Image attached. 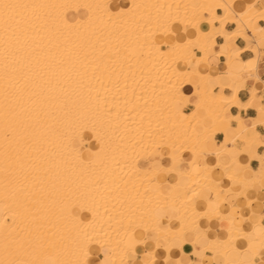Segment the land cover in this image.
<instances>
[{"label":"bare ground","instance_id":"1","mask_svg":"<svg viewBox=\"0 0 264 264\" xmlns=\"http://www.w3.org/2000/svg\"><path fill=\"white\" fill-rule=\"evenodd\" d=\"M260 21L264 0H0V264H155L160 241L168 264L173 240L194 252L202 238L203 260L254 264L264 224L246 230L234 212L254 215L247 192L264 167L244 177L237 157L264 140L229 110L254 106L264 126L257 90L236 97L259 80ZM237 39L254 54L239 73ZM211 55L225 59L229 96L199 69ZM220 221L225 238L195 234Z\"/></svg>","mask_w":264,"mask_h":264},{"label":"crops","instance_id":"2","mask_svg":"<svg viewBox=\"0 0 264 264\" xmlns=\"http://www.w3.org/2000/svg\"><path fill=\"white\" fill-rule=\"evenodd\" d=\"M258 25L260 27L264 28V21H260L258 23ZM234 27L235 26H233V25H228L227 30H229V31L233 30ZM216 42L218 44L223 43L222 39H219V38L216 40ZM235 44L239 49L242 50L240 56L233 61V70L235 72L239 73L241 71V63L253 61L254 60V54L249 49H245L246 42L243 41L242 39H237L235 41ZM257 52L259 54L257 57L258 59H256V63H258V64H256V71H257V74H258L260 81L256 80V79H247L246 82L244 83V87L238 88V92L236 93V97L238 98V100L241 103H245V102L249 101V98H250L249 91L252 88L257 90L256 99L259 102V104H261V102H264V99L261 98V95H264V83H262V82H264V47H259ZM196 54H197V56H199L198 53H196ZM224 63H225V59L223 57H217L216 55H211L209 60H208V65L207 66L201 65L199 67V69L202 72V74H208L212 78H214L211 81L212 89L214 92H218L219 88L221 86V87H224L223 93L229 96V95H231L230 89H228L229 81L226 78L220 76V74H223L226 71V63L225 64ZM189 66H190V68L197 67V65L194 61H190ZM181 68L184 69V68H186V66L181 65ZM220 78H221V80H220ZM189 103H190V105L184 110L185 113H189L193 109V107L198 104V100L195 97H190ZM229 115L232 117L239 116L243 120V124L246 127L253 129V133L256 137L264 140V126L259 125V124L254 125V121H256V119H257V113H256L254 106H251L246 111H240L236 107H231L229 110ZM231 124H232V130H234L233 128L236 125V122L233 121ZM228 135L230 137H232L233 132L228 133ZM213 140L217 143L223 142L224 141V134L221 132H216ZM236 144L238 146H240L239 143H236ZM208 145L211 147L213 146L212 143H208ZM232 155H236V151H233ZM237 159H238V164L240 166L241 172H242L244 177H247V178L256 177V171H258V170L262 169V167H264V166H262V161H264V147L260 146V147L256 148L254 154L253 153L252 154H240V155H238ZM155 165H156V163H155ZM144 166H147V165H144ZM182 168L183 169L187 168V163H183ZM157 181H159L160 183H166V182L171 183L173 181V177L171 175H167V176L159 175L157 177ZM228 186L231 187L233 189V191L237 190V188H235L236 187L235 185L229 184ZM247 199L253 201L252 210L254 211V215H250V214L248 215V211L245 210L244 208H242L241 211H239V212H234V215L236 217L235 223L237 225H242V226L244 225V228L246 230H249V229L255 228L260 222L262 224H264V184H261L260 186H256L253 189L249 190L247 192ZM226 201H227V204H230V205L236 206L239 204V199L234 194L229 195L226 198ZM243 201H245V200H243ZM239 216H242L244 218L243 219H242V217L239 218ZM255 216H257V217H255ZM260 217H262V218H260ZM7 221H9V220H7ZM225 222L226 221H220V222H218V224L217 223L215 224V222L210 223V224H204L203 223L204 225L202 224L195 231V234L197 236L201 237L203 235L204 230L206 231L207 227H211L214 230V232L213 233L210 232V234L215 235L217 239L221 240V239H223V237L225 238L226 231L228 229V223L227 222L225 223ZM224 233H225V235H224ZM159 243H161L162 245L164 244L163 245L164 247L163 246L161 247V245L158 246L159 249L156 252L157 261L155 262V264H158L159 262H160V264H165L163 261L164 256H165V252L163 251V249L166 247V243L163 241L162 242L160 241ZM200 243H198L194 246V249H195L194 252H189L190 251L189 247H183L177 240H173V242L171 243V248H172L171 260L168 262V264H174V259L177 257H182L181 259H182V261H184V263H186L187 261H192L195 264H200V263H202V264H218L216 262V260L219 257L218 251L206 250L204 252L205 258L203 260L202 255H201L202 254L201 250H203L207 247L208 240L205 238H202ZM181 249H183V250H181ZM148 251H149V249H144L145 253H147ZM180 251H182V252L188 251V255L181 256L184 253H182ZM250 251L252 253L256 254L254 257V264H264V249H260L258 243L254 242V241L251 242L250 243ZM174 253H175V255H174ZM176 253H177V255H176ZM99 257H102V255H100ZM228 259L232 264H236L240 259V255L236 252L230 253L228 256Z\"/></svg>","mask_w":264,"mask_h":264},{"label":"rangeland","instance_id":"3","mask_svg":"<svg viewBox=\"0 0 264 264\" xmlns=\"http://www.w3.org/2000/svg\"><path fill=\"white\" fill-rule=\"evenodd\" d=\"M219 13H220V12H219ZM255 16H256V15H255ZM187 68H188V67H187ZM211 81H212V80L209 81V84H211ZM262 99H264V98H262ZM190 112H191V111H190ZM190 112H189V113H190ZM207 126H208V127L206 128V130H215V129H216V127H211V124H208ZM210 128H211V129H210ZM236 143L241 144L239 141H237ZM185 169H186V168H185ZM246 198H247V197H246ZM247 200H248V199H247ZM249 201H250V200H249ZM8 219H10V218H8ZM10 221H11V220H9V222H10ZM86 250H88V248H87ZM85 252H87V251H85ZM87 254H88V253H87ZM14 259H15V258H14ZM11 261H13V259H12ZM11 261H10V262H11ZM16 261H17V262H16ZM88 261H89V258H88ZM13 263H14V264H17V263L21 264L20 261H18V260H16V259H15V262L13 261ZM86 263H87V262H86ZM11 264H12V263H11ZM87 264H88V263H87ZM158 264H160V262H159Z\"/></svg>","mask_w":264,"mask_h":264}]
</instances>
